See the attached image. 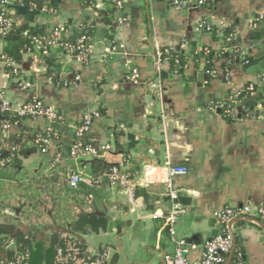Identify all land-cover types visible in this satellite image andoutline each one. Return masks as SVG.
Listing matches in <instances>:
<instances>
[{
  "label": "crops",
  "instance_id": "0c3cea01",
  "mask_svg": "<svg viewBox=\"0 0 264 264\" xmlns=\"http://www.w3.org/2000/svg\"><path fill=\"white\" fill-rule=\"evenodd\" d=\"M184 1V8L177 9L172 0H123L117 12L106 0H89L88 5L83 0H56L57 15L40 12L33 25L47 33L66 25L63 40L69 43L78 38L82 25L95 24L88 64L79 63L63 47L54 48L53 80L46 72L34 74L25 57L19 69L32 87L21 91L6 78L0 61V93L16 104L40 100L65 117L64 123L23 119L8 132L0 129L5 152L11 143L18 153L34 148L35 134L47 129L53 134L46 153L18 156L16 164L3 169L13 182L44 177L58 194L56 198L46 193L51 203H61L53 210L54 219L26 225L35 234L69 236L85 247V255L106 251V264H163L175 249L172 227L177 238L192 246L186 258L197 263L205 243L219 232L220 211L264 207V107L258 104L260 115L250 118L241 100L236 121L210 109L227 105L246 86L254 89L250 97L264 98V39L251 40L261 16L264 30V0H214L203 7L197 0ZM105 11L113 12L115 22L121 16L126 20L112 35L101 19ZM204 22L219 31L218 40L200 30ZM223 31L233 33L242 55L256 64L246 68L241 61L227 75L222 63L215 62L216 75L210 76L205 49L228 52ZM159 51L181 53L183 66L177 68L170 60L157 66ZM133 69L138 71L136 81L131 80ZM76 78L80 81L74 86ZM94 111L100 117L86 138L109 149L100 159L73 160L69 149L75 128L85 113ZM95 161L121 168L134 187L127 194L109 183L92 187ZM171 166L186 167V175L169 177ZM73 174L81 178L77 190L67 184ZM80 215L103 218L104 230L73 233L71 225ZM0 223H19V218L0 210ZM227 230L235 245L239 242L245 264H264V227L235 218Z\"/></svg>",
  "mask_w": 264,
  "mask_h": 264
},
{
  "label": "built area",
  "instance_id": "2783aa9c",
  "mask_svg": "<svg viewBox=\"0 0 264 264\" xmlns=\"http://www.w3.org/2000/svg\"><path fill=\"white\" fill-rule=\"evenodd\" d=\"M117 12H121L123 9V0H106ZM19 2L21 5L22 0H0V61L5 65L6 78L11 83H16L21 91H27L32 87L31 83L25 81L19 69V65L11 60L3 51L4 49V38L13 28V13L15 11L10 10L9 7L16 5ZM207 0H197L195 3L199 7L206 5ZM172 4L177 9H182L185 6L184 0H172ZM22 6V5H21ZM34 4H31V10H35ZM42 13L57 15V10L50 8L48 5L43 6L41 10ZM263 16L257 19V21H262ZM125 18L118 17L116 20V29L125 24ZM211 25L204 22L200 28L201 31H210ZM254 29H258L256 24L253 25ZM66 33V25H60L52 31L49 37L43 36H30L25 33L26 36L31 37V47L27 49L24 56L32 57L31 69L34 74H40L46 72L43 62L40 59L41 55H47L50 50L62 46L60 41L63 40V35ZM112 43V51L116 49V45ZM67 52L74 53L77 61L81 64H88L90 50L85 46V37L79 38L75 45L70 43H65L62 46ZM241 50V49H240ZM205 54H210L209 49H205ZM172 53L169 51H159L157 53V66L163 61L170 59ZM241 61L244 64H248L249 61L244 60L241 57ZM179 63V60H176ZM228 75L229 68L225 70ZM208 75L215 76L216 72L214 70L207 71ZM138 71L132 70L131 80L136 81L138 79ZM264 81V75L262 77ZM80 78H76L74 86H77ZM241 91H236L232 97V101L227 105H213L211 110H223L222 114L226 119L230 121H236L239 119V111L236 107L237 103L241 102ZM0 113H11L20 119H43L49 125L56 123H64L65 117L59 114L53 107L46 105L40 100H33L23 104L13 103L9 98L0 93ZM99 112H88L85 113L83 117L82 124L75 128V140L69 149V155L73 160H80L83 158L100 159L103 157L105 151L109 149L108 146L97 145L93 142H86V137L91 130L92 124L95 119L99 118ZM247 117L256 118L248 114ZM264 120V116H263ZM12 128L10 122H4L1 126V130L8 132ZM47 136L38 134L34 138V146L38 147L40 152L46 153L50 147L51 130L47 129ZM1 151V148H0ZM6 161H2L1 165H4ZM169 177L186 175L187 168L180 166H171L167 169ZM81 178L79 175H71L67 179V184L72 190H77ZM95 186H101L105 183L114 185L123 194L129 193L134 187V181L130 175L123 171L119 167H112L108 172L103 173L98 178H93L91 181ZM170 197L176 199L177 194L174 191L170 192ZM8 215L16 216V214L10 210H5ZM235 218H246L249 219L254 224L262 225L264 227V207L252 208L245 207L242 209H235L232 207H226L224 210L220 211L216 215V220L218 223L219 232L210 240H208L204 245L203 255L200 261L197 263H191L186 255L189 253L190 246L185 240L176 237L174 229L171 227L169 230L172 242L175 246L174 252L164 258L163 264H245L243 252L239 251L235 253L236 245L233 237L229 234L227 230V225L232 219ZM14 246L13 241H9L8 248ZM108 253L106 251L99 254H89L85 255L83 251L80 250L79 246L73 242L69 241L64 247H59L56 253L57 264H106ZM29 255L27 253H17L16 256L7 262V264H28Z\"/></svg>",
  "mask_w": 264,
  "mask_h": 264
},
{
  "label": "trees",
  "instance_id": "16d2710c",
  "mask_svg": "<svg viewBox=\"0 0 264 264\" xmlns=\"http://www.w3.org/2000/svg\"><path fill=\"white\" fill-rule=\"evenodd\" d=\"M88 5L89 0H83ZM214 0H207L206 4H211ZM31 4H34L36 9L31 10ZM22 7H24L27 11H39L43 8V6L48 5L50 8L57 10L56 0H22ZM102 22L111 27V35L113 29L116 27V22L114 19V14L112 11H105L101 13ZM35 20L34 16L27 17H18L17 13H13V28L8 33V35L4 38V53L15 63L18 65L22 63L25 58L24 54L27 52V49L31 47V37L25 35L28 33L30 36H43L49 37L52 33L45 32L40 25H33ZM262 21H255L254 24L258 26V29L254 31L251 35V40L254 41H262L264 39V30L261 29ZM264 29V28H263ZM215 40H218L219 31L216 28L211 27L210 31ZM96 33V25L93 23L84 24L80 28V32L78 38L85 37V46L88 48L89 43L93 39ZM109 35L110 38L112 36ZM222 38L227 42L229 51H220L215 52L214 50H210V54L206 56V69L214 70L215 62L222 63V70L225 72L227 68H230L232 65L241 62V57L244 60L250 62V58L242 55L241 53V45L240 40L235 37V35L229 31L221 32ZM69 41L70 44L75 45L77 42ZM67 43L64 40L60 41V44L63 46ZM60 46V50L62 49ZM264 46V42H263ZM52 50L49 51L47 55H41V60L43 62L44 68L46 70V75L51 77L53 80L56 79V71L57 65L56 60L54 59V55L51 54ZM179 60V63H176V60ZM28 62L31 64L32 57H27ZM170 62L175 65L177 68H181L183 66L182 55L181 53H172L170 56ZM254 89H249V86L241 89V100H245L249 111L248 114L253 116H259L260 113L256 110L258 104H261L264 107V98L262 96L259 97H250V94ZM223 110H221V113ZM22 119L14 116L11 113H0V129L4 122H10L11 126L14 127L20 123ZM41 134V133H39ZM38 134H35V136ZM43 136H47V133L41 134ZM50 139L53 138L52 132L49 134ZM34 136V137H35ZM86 142H90L87 138ZM10 144L11 148L9 152H5L3 150L0 151V172H3L4 168H8L9 166H13L18 162V156L26 157L28 154H33L38 151V147H34L31 149H27L18 153L16 149ZM2 161H6L4 165H1ZM95 166V178L100 177L103 173L108 172L112 169L113 166H104L100 161L94 162ZM5 175V174H4ZM0 176V181L9 180L7 176ZM11 180V179H10ZM12 181V180H11ZM47 180L42 178H34L29 181H20L16 180L13 185H6V193L12 190H16L20 192L22 189L24 190L27 201L15 207L12 205V200L9 199L8 203L4 208L12 210L17 217L19 218V223H0V264H7L8 261L12 260L17 253H27L29 255L28 264H57L56 262V253L59 247H64L67 242L71 241L69 236L60 237L59 234H51L45 232H39L35 234L31 228H29L28 224L39 223L41 220L45 218L54 219L53 216V208L60 207L61 203L59 199L58 202L51 203L49 205L44 201L40 200L39 197L35 196V193L42 192L46 195L49 193L54 197H58V194L55 193V189L51 188ZM24 184V185H22ZM80 185V184H79ZM92 187H97L91 183ZM44 187H47V192L44 191ZM12 192V191H11ZM30 192H33L34 195H31ZM5 193V194H6ZM5 200V198H2ZM8 199V198H7ZM51 200L50 197H47V201ZM54 205V206H53ZM3 208V209H4ZM106 225V221L103 218L94 215H80L71 225V230L73 233H84L86 229H91L95 233H99L101 230H104ZM9 241H13L14 246L12 248H8ZM81 251L85 250V247L80 244L78 240H73ZM239 251L242 252V248L237 242L235 253L237 254Z\"/></svg>",
  "mask_w": 264,
  "mask_h": 264
},
{
  "label": "rangeland",
  "instance_id": "374dc122",
  "mask_svg": "<svg viewBox=\"0 0 264 264\" xmlns=\"http://www.w3.org/2000/svg\"><path fill=\"white\" fill-rule=\"evenodd\" d=\"M0 176H3V172H0ZM4 176H6V175H4ZM20 181H22V180H20ZM13 184H15V182L11 181L10 179L0 181V210H4V211L7 210L6 208H4V206L6 205L5 203H8L9 199H11L13 201L12 205H14L15 207H18V205L25 203L27 201L26 196H24L27 193H25L23 189L20 192L11 189L12 192L10 191V192L6 193V188L8 187V186L6 187V185H13ZM22 185H24V184H22ZM30 193H31V195H34L33 192H30ZM35 196L39 197L40 200H44L48 205L51 204V200H50V202H49V200L47 201V196L44 193H42V192L35 193ZM2 198H5V200ZM49 208H51V207L49 206ZM58 208L59 207H57L56 210ZM53 210H54V208H53ZM10 211H12V210H10ZM41 221H44V220H41Z\"/></svg>",
  "mask_w": 264,
  "mask_h": 264
},
{
  "label": "water",
  "instance_id": "95a60500",
  "mask_svg": "<svg viewBox=\"0 0 264 264\" xmlns=\"http://www.w3.org/2000/svg\"><path fill=\"white\" fill-rule=\"evenodd\" d=\"M9 9L15 11L17 13L18 17H27V16H38V15H40V11H27L24 7H22L20 5L19 2H17L16 5H13V6L9 7ZM254 64H256V61L253 62V63L249 62L248 64H246V68H250ZM260 226H262V225H260Z\"/></svg>",
  "mask_w": 264,
  "mask_h": 264
}]
</instances>
